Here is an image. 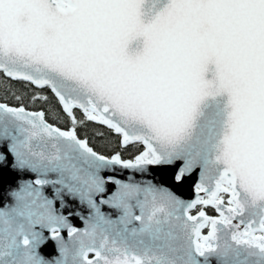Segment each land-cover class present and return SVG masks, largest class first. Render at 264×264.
Returning <instances> with one entry per match:
<instances>
[{
	"label": "snow or ice",
	"instance_id": "1",
	"mask_svg": "<svg viewBox=\"0 0 264 264\" xmlns=\"http://www.w3.org/2000/svg\"><path fill=\"white\" fill-rule=\"evenodd\" d=\"M0 91V264H264V0H0Z\"/></svg>",
	"mask_w": 264,
	"mask_h": 264
},
{
	"label": "water",
	"instance_id": "2",
	"mask_svg": "<svg viewBox=\"0 0 264 264\" xmlns=\"http://www.w3.org/2000/svg\"><path fill=\"white\" fill-rule=\"evenodd\" d=\"M117 175L121 178H126L128 175H130L129 172L124 171V172H120L118 171ZM163 178L164 181L167 182V176L164 175L163 177L161 176H157V180H161ZM15 176L13 174L10 173H6L2 178H0V196H2L3 191L6 190L9 186L14 185L15 183ZM180 191L182 192V194L186 197H191L193 195L191 189L188 186H185L183 189H180ZM73 223L77 226V227H81L82 226V222L78 219L73 218ZM43 251L45 253H51L53 251V245L50 242L48 244V246L43 249Z\"/></svg>",
	"mask_w": 264,
	"mask_h": 264
},
{
	"label": "trees",
	"instance_id": "3",
	"mask_svg": "<svg viewBox=\"0 0 264 264\" xmlns=\"http://www.w3.org/2000/svg\"><path fill=\"white\" fill-rule=\"evenodd\" d=\"M16 87H20V85H16ZM3 92L2 91H0V98H3ZM9 102L10 103H12V102H14V101H12L11 99H9ZM101 150H105L103 147H101ZM125 155L127 156L128 155V153H125Z\"/></svg>",
	"mask_w": 264,
	"mask_h": 264
}]
</instances>
